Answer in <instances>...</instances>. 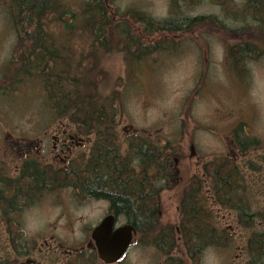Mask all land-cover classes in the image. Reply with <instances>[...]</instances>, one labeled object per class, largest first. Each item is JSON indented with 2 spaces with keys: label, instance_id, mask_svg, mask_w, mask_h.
Returning a JSON list of instances; mask_svg holds the SVG:
<instances>
[{
  "label": "rangeland",
  "instance_id": "374dc122",
  "mask_svg": "<svg viewBox=\"0 0 264 264\" xmlns=\"http://www.w3.org/2000/svg\"><path fill=\"white\" fill-rule=\"evenodd\" d=\"M7 1L0 0V89L7 88L5 94L0 92V159L8 142L4 141L6 137H42L46 129H54L50 121L57 120L51 116L39 82L15 81L19 69L14 55L16 33L7 19ZM85 1L63 0L73 11ZM103 1L113 22H126L134 37H138L140 25L126 16L129 10H138L156 21L170 14V0ZM242 9L241 0H228L225 10L203 3L188 15H213L225 26L223 29L218 24H199L166 36L164 41L163 35L140 39L143 44L160 43L166 47L142 59L120 49L119 43L111 44L113 48L107 51L91 45V34L78 29L67 32L52 16L48 17L46 28L59 46V55L70 65L69 60L90 69L88 77L95 82L92 93L100 101L106 100L112 92L121 95L115 122L120 147L125 150L124 136L133 131L150 142L166 143L174 151L171 169L175 179L160 195L161 204L169 212H166L167 220L175 217L173 210L192 178L199 179L205 173L209 177L211 167L205 171L206 165L227 153L224 137L234 127H239L241 133L244 131L243 134L254 141L255 145L242 157L252 162L249 167L260 169L259 172L249 173L248 169L243 172V189L249 188L247 198L259 199L263 192L264 35L251 24L250 29L235 30L244 22L236 21L231 14ZM249 42H255L258 48L254 56L244 59V63H240L242 67H238L234 61L236 46ZM90 52L93 54L89 55ZM254 58L256 60L252 61ZM243 193L238 192V195ZM200 195L203 200L212 199L208 186H203ZM61 196L64 200L77 199L69 191ZM46 212L43 210L44 216L52 215L50 210ZM23 229L26 236L38 237L43 234V223L29 218ZM225 246L234 248V240H225ZM226 253L208 249L201 264H227L231 257Z\"/></svg>",
  "mask_w": 264,
  "mask_h": 264
},
{
  "label": "flooded vegetation",
  "instance_id": "af4514ba",
  "mask_svg": "<svg viewBox=\"0 0 264 264\" xmlns=\"http://www.w3.org/2000/svg\"><path fill=\"white\" fill-rule=\"evenodd\" d=\"M251 56L235 57L234 61L242 67L240 63ZM242 72L240 68L239 75ZM241 76L237 77L240 82ZM50 123L54 129H46L42 137L8 136L4 140L8 142L0 159V264H201L208 249L221 254L226 251L231 257L227 264H264V189L259 199H248L249 188L243 189V172L260 169L249 167L252 162L242 157L255 143L239 127L224 137L227 153L217 158L218 198L198 201L204 220L203 228L195 229L182 227L180 200L173 210V220L166 219L169 212L161 204L160 195L175 179V172L152 199L138 195L132 200L134 208L141 207L134 210L137 223L115 208L110 199L112 190L105 184L87 186L104 193L96 196L86 193L81 185L43 183V166L60 175L84 171L98 174L99 168L73 165L91 157L95 160L104 148L113 150L118 163L127 158L131 146L141 145L143 140L136 132H127L123 150L118 135L111 141L109 136L98 135L102 130H91L88 136L79 134L73 121ZM244 165L247 167H241ZM132 168L137 174L142 171L138 166ZM199 179L202 188L208 186V173ZM65 191L77 199L64 200L61 195ZM238 192L244 193L239 196ZM43 210H50L52 215L44 216ZM29 218L43 223L42 235L26 236L23 224ZM198 232L208 233L211 243L203 248L191 246ZM127 238L129 243L123 249ZM225 240H234L235 247H226Z\"/></svg>",
  "mask_w": 264,
  "mask_h": 264
},
{
  "label": "trees",
  "instance_id": "16d2710c",
  "mask_svg": "<svg viewBox=\"0 0 264 264\" xmlns=\"http://www.w3.org/2000/svg\"><path fill=\"white\" fill-rule=\"evenodd\" d=\"M227 1L170 0L169 17L160 21L151 19L138 10H129L126 16L132 17L134 22L140 25L138 39L131 34L126 22L116 24L113 22L108 14V6L103 0H87L76 11L67 7L63 0H8L7 19L16 33L14 55L15 62L19 64L15 81L16 83L19 80L39 82L43 87L44 98L51 116L57 120L65 119L75 122L79 134L88 136L91 130H102L98 135L109 136L112 138L111 141L116 140L115 122L119 113L118 102L121 95L118 96L112 92L106 100L100 101L92 93L95 82L88 77L90 69L83 67V63L74 64L69 60L72 64L70 65L62 55H59V46L46 28L48 17L52 16L56 24L61 25L67 32L78 29L91 34L93 41L91 45L96 44L107 51L119 43L120 49L124 48L126 53L139 59L155 51L166 50V47L160 43L143 44L140 39L147 40L153 35H163L164 41L166 36L185 32L199 24H218L221 28L225 27L213 15L190 16L188 14L203 3L225 10ZM241 2L243 9L240 12L229 13L236 21L244 22L235 30L248 29L251 24L255 31L264 35V0H241ZM247 20L249 23L245 24ZM236 48V57L242 59L255 54L258 45L255 42H249L238 44ZM77 66L79 67L76 68ZM0 92L5 94L7 88H1ZM158 143L143 139L141 145L131 146L127 158H121L118 163L115 161L117 157L113 156V150L109 152L104 148L95 160L91 157L73 165L75 168L83 169L99 168L98 174L84 171L60 175L58 172L50 171L47 166H43V183L81 185L85 187L86 193L96 196L100 194L104 196V193H100L97 188L92 189L87 186L95 183L105 184L112 190L110 199L115 208L126 213L132 221L137 223L138 213L134 210L135 208L140 210L141 207L134 208L132 200L139 198L138 195H142L144 200L152 199L168 182L172 174L171 157L174 151L170 150L166 143L164 145ZM133 166L142 169L141 173L137 174ZM206 167L213 169L209 174L211 183H208V187L212 199H217L220 190L216 180L217 160L209 162ZM156 184L160 185L158 189L154 187ZM202 184L200 179L192 180L180 197L182 227L203 228L204 219L199 212L202 206L198 203L203 200V196L200 195L203 190ZM227 192L229 193L228 189ZM191 240V246L197 248H203L212 241L208 233L201 235L199 232ZM183 241L186 246V241Z\"/></svg>",
  "mask_w": 264,
  "mask_h": 264
},
{
  "label": "water",
  "instance_id": "95a60500",
  "mask_svg": "<svg viewBox=\"0 0 264 264\" xmlns=\"http://www.w3.org/2000/svg\"><path fill=\"white\" fill-rule=\"evenodd\" d=\"M128 243H129V238H127V241H124V247H123V249L127 247ZM101 256H103V255L101 254Z\"/></svg>",
  "mask_w": 264,
  "mask_h": 264
}]
</instances>
